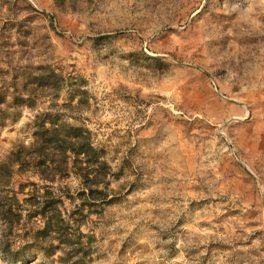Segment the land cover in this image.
Listing matches in <instances>:
<instances>
[{
	"label": "rangeland",
	"instance_id": "obj_1",
	"mask_svg": "<svg viewBox=\"0 0 264 264\" xmlns=\"http://www.w3.org/2000/svg\"><path fill=\"white\" fill-rule=\"evenodd\" d=\"M19 58L86 92L53 113L91 131L115 174V201L82 228L92 264H264V0H0V70ZM34 115L0 128L16 192L42 185L2 167ZM59 186L82 191L74 174ZM27 257L0 264H50Z\"/></svg>",
	"mask_w": 264,
	"mask_h": 264
},
{
	"label": "trees",
	"instance_id": "obj_2",
	"mask_svg": "<svg viewBox=\"0 0 264 264\" xmlns=\"http://www.w3.org/2000/svg\"><path fill=\"white\" fill-rule=\"evenodd\" d=\"M5 64L6 69L0 70V128L15 123L23 110L35 115L28 125L32 130L30 143L18 144L2 167L32 172L42 185L29 183L13 191L10 172L0 183V256L7 263H26L33 250L50 264H92L95 238L82 228L93 224V208L115 201L110 188L115 174L106 153L95 146L91 131L54 115L59 109H82L87 103L73 102L86 92L79 89L77 76L63 75L47 61L35 67L22 64L20 58ZM67 87L71 90L67 103L57 104ZM45 99L50 104L40 113ZM70 174L81 181L79 197L59 186ZM25 187L30 191L23 193ZM18 194L25 198L19 200ZM65 201L71 209L66 208ZM25 224L28 228L22 232Z\"/></svg>",
	"mask_w": 264,
	"mask_h": 264
}]
</instances>
